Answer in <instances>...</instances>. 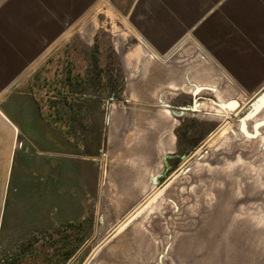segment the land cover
Masks as SVG:
<instances>
[{
  "label": "crops",
  "instance_id": "1",
  "mask_svg": "<svg viewBox=\"0 0 264 264\" xmlns=\"http://www.w3.org/2000/svg\"><path fill=\"white\" fill-rule=\"evenodd\" d=\"M103 36L124 74L127 106L112 117L109 160L103 173L99 167L98 219L103 196L112 220H122L155 189L156 176L163 183L181 167L225 122L199 126L218 103L264 94V0H0V245L9 216L25 214L12 209V199L19 207L29 194L25 209L38 215L39 185L47 213L60 208L68 223L86 219V162L95 167L96 159L43 127L19 88L61 41L96 45ZM194 102L201 108L193 110ZM23 139L30 152L17 149ZM15 171L19 187L10 197ZM130 235L141 249L146 238Z\"/></svg>",
  "mask_w": 264,
  "mask_h": 264
},
{
  "label": "rangeland",
  "instance_id": "2",
  "mask_svg": "<svg viewBox=\"0 0 264 264\" xmlns=\"http://www.w3.org/2000/svg\"><path fill=\"white\" fill-rule=\"evenodd\" d=\"M102 11L101 19H108ZM110 41L107 36L96 45L77 38L61 41L21 81L19 91L30 98L42 126L80 156L95 158L96 166L86 162L91 192L84 222L68 223L60 208L47 213L44 185H39L37 216L25 209L28 193L19 207L11 200L12 209L25 214L10 215L6 222L0 247L5 263L83 264L121 220H112L104 196L99 224L97 216L99 167L103 173L109 160L112 117L127 106L124 74ZM261 98L214 105L213 118L199 120L200 128L209 121L214 129L223 120L229 123L164 193L149 199L117 230L113 238L134 221L108 248H100L91 264H264V99L253 117L240 122ZM198 137L199 142L204 138ZM16 146L30 148L24 139ZM17 177L15 171L10 197L19 187ZM59 195L60 185H55V203ZM132 230L146 238L137 251L132 248Z\"/></svg>",
  "mask_w": 264,
  "mask_h": 264
},
{
  "label": "water",
  "instance_id": "3",
  "mask_svg": "<svg viewBox=\"0 0 264 264\" xmlns=\"http://www.w3.org/2000/svg\"><path fill=\"white\" fill-rule=\"evenodd\" d=\"M264 99V94H263V98L259 99L257 101V103L255 105H253L252 110L246 114L243 118H241L240 122L244 123L245 120L253 117V115L257 112L258 108L260 107L262 100ZM196 103H193V110L196 109ZM182 113V112H181ZM109 120V117H108ZM229 123V120H226L225 122H223L182 164L181 167H179L177 170H175L174 172H172L167 179L161 183V176L158 175L153 179V184L155 185V189L141 202L139 203L128 215H126L119 223H117L102 239H100L95 246L91 249L90 253L88 254V256L86 257L85 261L83 264H91V260H93V258L95 257V254H97V252L99 251L100 248L103 247V245L109 241L117 232V230L129 219L131 218L139 209H141L148 201L149 199L153 196V194L156 191L161 190L165 184H167L169 181L173 180L177 175H179L182 170L184 169V167L190 163L191 161L195 160L197 158V156L207 147L208 143L215 137L217 136L220 131L223 129V127L225 125H227ZM260 125V124H259ZM103 220L102 216H99L98 219V224L101 223V221Z\"/></svg>",
  "mask_w": 264,
  "mask_h": 264
},
{
  "label": "trees",
  "instance_id": "4",
  "mask_svg": "<svg viewBox=\"0 0 264 264\" xmlns=\"http://www.w3.org/2000/svg\"><path fill=\"white\" fill-rule=\"evenodd\" d=\"M2 246V244L0 245V247ZM0 264H16V261L15 262H12L10 261L9 263H5L4 260L0 259Z\"/></svg>",
  "mask_w": 264,
  "mask_h": 264
},
{
  "label": "bare ground",
  "instance_id": "5",
  "mask_svg": "<svg viewBox=\"0 0 264 264\" xmlns=\"http://www.w3.org/2000/svg\"><path fill=\"white\" fill-rule=\"evenodd\" d=\"M224 133H225V132H224ZM215 142H216V141H215ZM148 202H149V201H148ZM136 214H137V213H136ZM133 220H134V219H133ZM133 220H132V221H133ZM130 223H131V222H130ZM128 225H129V224H128Z\"/></svg>",
  "mask_w": 264,
  "mask_h": 264
}]
</instances>
